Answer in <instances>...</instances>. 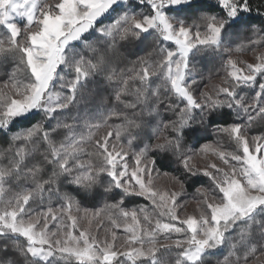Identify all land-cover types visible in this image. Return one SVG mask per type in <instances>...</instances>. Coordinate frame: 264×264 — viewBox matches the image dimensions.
Wrapping results in <instances>:
<instances>
[{
	"label": "snow or ice",
	"instance_id": "obj_1",
	"mask_svg": "<svg viewBox=\"0 0 264 264\" xmlns=\"http://www.w3.org/2000/svg\"><path fill=\"white\" fill-rule=\"evenodd\" d=\"M262 9L0 0V264H162L172 251L175 264H264ZM246 49L253 62L234 58ZM205 56L223 71L210 89L194 75ZM209 134L229 143L201 144ZM133 197L147 203L127 208Z\"/></svg>",
	"mask_w": 264,
	"mask_h": 264
},
{
	"label": "trees",
	"instance_id": "obj_2",
	"mask_svg": "<svg viewBox=\"0 0 264 264\" xmlns=\"http://www.w3.org/2000/svg\"><path fill=\"white\" fill-rule=\"evenodd\" d=\"M251 3L253 4L254 7L259 6L261 4H264V0H251ZM264 10V9H262ZM257 25L260 24V20L256 19L254 21ZM23 26V24H21ZM2 31V29H0ZM239 42V41H238ZM146 51H151V48L146 47ZM145 52L139 53L140 55H144ZM196 64V71H195V79L199 82L200 88H204L205 85L209 86L210 88L213 84V80L220 78V76L223 75L222 69H220V62L218 59H213L211 56H205L202 59L198 58L195 62ZM3 76L2 71H0V77ZM242 95L245 96H251L254 93L251 90H245V92L241 93ZM89 115L93 117L91 120L92 123H98L103 115H106L105 107L97 98L96 102L91 106V111L89 112ZM253 129H256L257 131L253 134H258V130L262 127H264V123L262 122H257L254 124ZM95 131V129H93ZM104 132L103 127L100 128L99 133L102 135ZM84 134L87 135V130H84ZM217 140L222 141L225 145H227L229 142L227 140L226 136H217L215 134H209L207 137L206 141H201L200 143L203 144L205 142L207 143H215ZM196 147H199V145H196ZM232 150L231 148H229ZM87 158V157H85ZM7 160L6 159H0V164H6ZM189 194L193 195V190H189ZM147 201L144 200L143 198H129L126 201V207L127 208H134L139 205L146 204ZM91 207V205H89ZM161 262L162 264H175V258H176V253L175 251L164 253L161 255Z\"/></svg>",
	"mask_w": 264,
	"mask_h": 264
},
{
	"label": "rangeland",
	"instance_id": "obj_3",
	"mask_svg": "<svg viewBox=\"0 0 264 264\" xmlns=\"http://www.w3.org/2000/svg\"><path fill=\"white\" fill-rule=\"evenodd\" d=\"M21 27H23V26L21 25ZM257 51H264V49H257ZM254 55H255V53L251 49H246V50H243L239 53H234V58H237L240 61H246V62L251 63L254 60ZM219 82H220V78L213 80V83H215V84H219ZM208 88L210 89V84H209ZM209 144L213 145L215 143L213 142V143H209ZM213 160H216V158L211 153H209L207 156H202V155L195 156L193 159V163H196L197 166H199V167H203L206 163L211 162ZM216 162H219V161H216ZM129 163L131 164L132 161H129ZM154 183L157 185V187H160L162 189L173 188V185L168 181L167 178H165L163 176L156 178ZM185 201L187 202V206L185 208V211L188 213H192L194 211L195 205H196V201H195V199H193V195H190V194L186 195L181 202L183 203ZM103 221H104L103 227H105V228L109 227L108 222H107V215H103ZM81 222L83 224H87V221H81ZM96 227H97V225L94 223L93 224V230H95ZM52 230L53 231L56 230L55 226L52 228ZM101 235H103V230L101 231ZM118 235H121V236L123 235L122 229L118 230Z\"/></svg>",
	"mask_w": 264,
	"mask_h": 264
}]
</instances>
